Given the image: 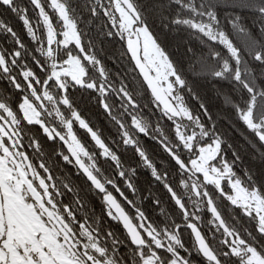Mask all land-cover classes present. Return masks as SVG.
<instances>
[{
    "label": "snow or ice",
    "instance_id": "6c2138e0",
    "mask_svg": "<svg viewBox=\"0 0 264 264\" xmlns=\"http://www.w3.org/2000/svg\"><path fill=\"white\" fill-rule=\"evenodd\" d=\"M0 11V264H264V0Z\"/></svg>",
    "mask_w": 264,
    "mask_h": 264
},
{
    "label": "trees",
    "instance_id": "16d2710c",
    "mask_svg": "<svg viewBox=\"0 0 264 264\" xmlns=\"http://www.w3.org/2000/svg\"><path fill=\"white\" fill-rule=\"evenodd\" d=\"M21 2L25 5H27V0H21ZM0 18L6 20L8 23H10L12 25L14 30L24 40L26 45H28L30 48L34 47V45H32V43H31L30 39L27 37V34H26V32L22 26V23L18 20L17 17H15L13 14H11L9 12L0 11ZM180 39L181 40L183 39V33L180 34ZM6 40H7V38L4 35H0V45H4L5 47L9 46L6 43ZM177 42H179V41H177ZM103 46L105 48H107L109 51L113 50L114 48L115 49L121 48V45L119 43H117L115 45H113L112 43H107ZM1 87L3 88V85H1L0 88ZM146 99H147L146 96L142 97V100H146ZM218 102H220V101H218ZM84 110H85V112L90 113V116L94 120L95 123H98L102 126L105 134L113 135L112 129L110 128V126L105 124V122L99 117V115H98V113L95 110V107L93 105H85ZM153 123H155V121H153ZM165 123H167V122H165ZM229 135H231L230 132H229ZM147 146L151 152L156 154L158 159L161 158V154L159 153L158 149H156L155 145L148 143ZM129 155H130V153H129ZM246 166L252 167L257 173H259V171L261 169H264V161H259V160L254 161L251 159V157L249 155H244V161H243V164L241 165V167H246ZM77 183L79 184L81 182L79 180H77ZM137 184L139 185V187L141 188L142 191H146L149 188V175L147 172H144V171L140 172L139 179L137 180ZM155 191L157 192L158 195H160L162 202H163V207L165 208V210L169 211V212H173L174 211V205L167 198V196L163 193V190L162 189H155ZM180 191H182V189H180ZM97 203H98V201L93 198L92 204L94 207L96 206V208H97ZM218 203L220 204L221 210L224 213L225 217L226 218L230 217V215L232 213L229 211L228 202L221 199V200H218ZM96 208H95V210H96L97 214H100V210H97ZM210 218H211L210 214L206 213V211L201 216L202 221H204L205 223ZM114 231H118V230L115 229Z\"/></svg>",
    "mask_w": 264,
    "mask_h": 264
},
{
    "label": "flooded vegetation",
    "instance_id": "af4514ba",
    "mask_svg": "<svg viewBox=\"0 0 264 264\" xmlns=\"http://www.w3.org/2000/svg\"><path fill=\"white\" fill-rule=\"evenodd\" d=\"M1 85H3L2 83H0V86ZM0 90H2V87L0 88ZM94 208H96V206L94 207ZM97 210H100V203H99V201H98V203H97V208H96ZM110 224H111V222H109ZM115 229H117V230H119L118 229V226H115V225H113V230H115Z\"/></svg>",
    "mask_w": 264,
    "mask_h": 264
}]
</instances>
